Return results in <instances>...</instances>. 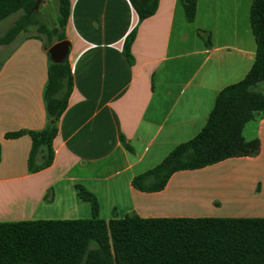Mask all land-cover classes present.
I'll return each mask as SVG.
<instances>
[{
    "label": "crops",
    "instance_id": "crops-1",
    "mask_svg": "<svg viewBox=\"0 0 264 264\" xmlns=\"http://www.w3.org/2000/svg\"><path fill=\"white\" fill-rule=\"evenodd\" d=\"M196 1L189 22L180 0H160L144 20L130 0H70L65 32L74 87L53 163L37 172L28 167L30 135H6L47 124L48 50L38 33L0 44V221L89 218L78 184L96 195L104 219L264 217V117L243 131L246 140H260L257 155L175 172L160 191L132 185L197 135L218 93L254 63L253 0ZM134 29L130 61L124 43Z\"/></svg>",
    "mask_w": 264,
    "mask_h": 264
},
{
    "label": "trees",
    "instance_id": "trees-1",
    "mask_svg": "<svg viewBox=\"0 0 264 264\" xmlns=\"http://www.w3.org/2000/svg\"><path fill=\"white\" fill-rule=\"evenodd\" d=\"M187 21L197 14L196 0H180ZM36 0H0V21L22 12L0 37L14 41L36 26L47 50L67 40L70 0H58L53 26L31 12ZM160 0H130L139 20L154 15ZM250 23L256 38L254 63L246 76L225 86L217 95L202 130L175 146L155 167L135 176L132 185L144 192L160 191L171 176L200 169L225 159L255 156L260 140H246L248 122L264 117V0H253ZM204 35V31H199ZM137 31L126 38L124 52L132 61ZM44 91L47 124L40 130L7 133L8 138L28 134L32 148L31 172L49 167L54 160L53 140L60 117L68 107L74 77L68 55L61 62L50 58ZM125 146L130 145L122 137ZM78 195L90 203L92 216L73 219L0 221V264H264V217H142L136 213L104 219L94 193L76 185Z\"/></svg>",
    "mask_w": 264,
    "mask_h": 264
},
{
    "label": "rangeland",
    "instance_id": "rangeland-1",
    "mask_svg": "<svg viewBox=\"0 0 264 264\" xmlns=\"http://www.w3.org/2000/svg\"><path fill=\"white\" fill-rule=\"evenodd\" d=\"M21 13V11L17 12L2 20L0 22V33L5 32L13 24V21H15V19L21 15ZM57 16L58 0H42L41 7L38 9V17L40 20L46 22L50 26H53L57 21ZM29 33H38L36 26H32L29 30ZM258 87L259 89L264 90V81L260 82Z\"/></svg>",
    "mask_w": 264,
    "mask_h": 264
},
{
    "label": "water",
    "instance_id": "water-1",
    "mask_svg": "<svg viewBox=\"0 0 264 264\" xmlns=\"http://www.w3.org/2000/svg\"><path fill=\"white\" fill-rule=\"evenodd\" d=\"M42 0H36L31 12L37 11L41 7ZM70 43L68 40H61L54 43L49 49L50 58L55 62L63 61L69 52Z\"/></svg>",
    "mask_w": 264,
    "mask_h": 264
}]
</instances>
